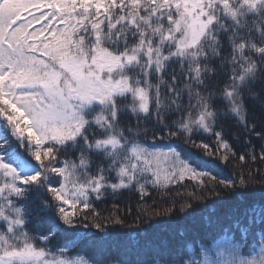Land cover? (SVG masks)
<instances>
[{
  "label": "snow or ice",
  "instance_id": "obj_1",
  "mask_svg": "<svg viewBox=\"0 0 264 264\" xmlns=\"http://www.w3.org/2000/svg\"><path fill=\"white\" fill-rule=\"evenodd\" d=\"M257 160L264 0H0V264H264Z\"/></svg>",
  "mask_w": 264,
  "mask_h": 264
},
{
  "label": "trees",
  "instance_id": "obj_2",
  "mask_svg": "<svg viewBox=\"0 0 264 264\" xmlns=\"http://www.w3.org/2000/svg\"><path fill=\"white\" fill-rule=\"evenodd\" d=\"M237 149L242 150L239 144H237ZM248 164L253 168L256 167L264 168V163H262L259 160H257L254 163L249 161ZM227 177H230L231 179L236 178L231 167L225 169L220 176V178H227ZM192 184H193L192 181L186 180L183 185L177 184L171 186L169 191L150 189L149 195L146 196L143 200L140 199L139 193H137L136 191L125 190L121 194H118L115 198L109 195L105 197L103 201H97L95 206L98 211H101L104 216H107L109 214V211L113 210V205L118 204L120 213L122 215H127L129 210H131L132 215L128 216L129 222H131L133 216L139 210L140 205H153V203L155 202L156 205L167 206L166 201L170 202V198H175L179 200L181 196L186 195L187 192L191 191ZM259 197H260V193L256 192L254 194L246 195L245 198L248 199L249 201H252V200H258ZM175 223L178 228L182 225L191 227L192 220L191 218H177ZM121 231H125V230L122 229Z\"/></svg>",
  "mask_w": 264,
  "mask_h": 264
}]
</instances>
